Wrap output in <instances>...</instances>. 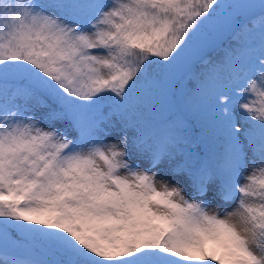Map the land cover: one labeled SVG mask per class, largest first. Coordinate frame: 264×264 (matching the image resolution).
<instances>
[{
	"label": "snow or ice",
	"instance_id": "6c2138e0",
	"mask_svg": "<svg viewBox=\"0 0 264 264\" xmlns=\"http://www.w3.org/2000/svg\"><path fill=\"white\" fill-rule=\"evenodd\" d=\"M0 264H264V0H0Z\"/></svg>",
	"mask_w": 264,
	"mask_h": 264
}]
</instances>
